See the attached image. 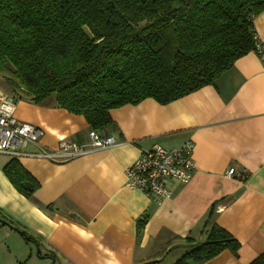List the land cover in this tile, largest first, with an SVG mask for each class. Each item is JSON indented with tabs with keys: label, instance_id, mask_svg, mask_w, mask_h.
<instances>
[{
	"label": "crops",
	"instance_id": "obj_1",
	"mask_svg": "<svg viewBox=\"0 0 264 264\" xmlns=\"http://www.w3.org/2000/svg\"><path fill=\"white\" fill-rule=\"evenodd\" d=\"M253 31L264 54V12ZM0 95H10L4 83ZM13 103L14 117L41 131L45 151L66 143L89 152L49 160L29 145L17 157L0 154V211L35 240L0 224V264H174L204 242L209 213L240 248L237 257L225 250L202 264H250L264 252V60L256 52L167 105L146 99L111 110L108 148L92 149L85 119L53 98ZM188 141L195 172L186 184L166 182L169 199L151 202L126 186L125 170L142 150ZM11 161L38 184L30 198L4 174Z\"/></svg>",
	"mask_w": 264,
	"mask_h": 264
},
{
	"label": "trees",
	"instance_id": "obj_2",
	"mask_svg": "<svg viewBox=\"0 0 264 264\" xmlns=\"http://www.w3.org/2000/svg\"><path fill=\"white\" fill-rule=\"evenodd\" d=\"M262 12L264 0H0V77L20 100L53 98L103 134L114 126L111 110L146 99L167 105L212 85L254 51ZM3 172L25 198L38 188L14 161ZM211 214L204 242L174 264L238 256V241ZM0 220L35 243L1 211ZM250 264H264V252Z\"/></svg>",
	"mask_w": 264,
	"mask_h": 264
},
{
	"label": "built area",
	"instance_id": "obj_3",
	"mask_svg": "<svg viewBox=\"0 0 264 264\" xmlns=\"http://www.w3.org/2000/svg\"><path fill=\"white\" fill-rule=\"evenodd\" d=\"M254 52L263 60L260 42L253 33ZM15 105L5 95H0V154L10 157L22 155V150L29 145L38 148V156L56 160L62 156L79 157L87 154L88 149L75 144L61 143L58 151H45L38 144L41 131L30 124L18 121L14 117ZM92 149L108 148L114 139L91 131L89 134ZM193 144L185 142L181 147L166 149L153 144L142 150L135 162L125 170L126 186L143 192L151 202L161 203L170 198L166 187L168 180L181 184L188 183L195 165L192 157ZM233 170L229 171V175Z\"/></svg>",
	"mask_w": 264,
	"mask_h": 264
},
{
	"label": "rangeland",
	"instance_id": "obj_4",
	"mask_svg": "<svg viewBox=\"0 0 264 264\" xmlns=\"http://www.w3.org/2000/svg\"><path fill=\"white\" fill-rule=\"evenodd\" d=\"M3 81H2V79H1V77H0V89H1V86L3 85ZM7 97H8V100L10 101V102H16V101H19L20 99H19V97L16 95V94H10V95H7Z\"/></svg>",
	"mask_w": 264,
	"mask_h": 264
},
{
	"label": "water",
	"instance_id": "obj_5",
	"mask_svg": "<svg viewBox=\"0 0 264 264\" xmlns=\"http://www.w3.org/2000/svg\"><path fill=\"white\" fill-rule=\"evenodd\" d=\"M2 223H3V221L0 220V224H2Z\"/></svg>",
	"mask_w": 264,
	"mask_h": 264
}]
</instances>
